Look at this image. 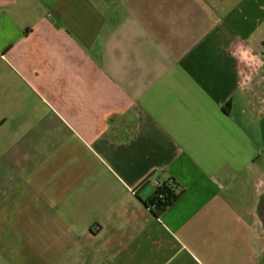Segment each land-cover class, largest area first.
Returning <instances> with one entry per match:
<instances>
[{
  "label": "crops",
  "instance_id": "0c3cea01",
  "mask_svg": "<svg viewBox=\"0 0 264 264\" xmlns=\"http://www.w3.org/2000/svg\"><path fill=\"white\" fill-rule=\"evenodd\" d=\"M0 264H264V0H0Z\"/></svg>",
  "mask_w": 264,
  "mask_h": 264
},
{
  "label": "trees",
  "instance_id": "16d2710c",
  "mask_svg": "<svg viewBox=\"0 0 264 264\" xmlns=\"http://www.w3.org/2000/svg\"><path fill=\"white\" fill-rule=\"evenodd\" d=\"M178 182L174 178H170L162 182L146 204L153 210L156 215H160L168 206H170L182 193L177 190Z\"/></svg>",
  "mask_w": 264,
  "mask_h": 264
},
{
  "label": "built area",
  "instance_id": "2783aa9c",
  "mask_svg": "<svg viewBox=\"0 0 264 264\" xmlns=\"http://www.w3.org/2000/svg\"><path fill=\"white\" fill-rule=\"evenodd\" d=\"M161 183H157L156 185H157V187L160 185Z\"/></svg>",
  "mask_w": 264,
  "mask_h": 264
}]
</instances>
